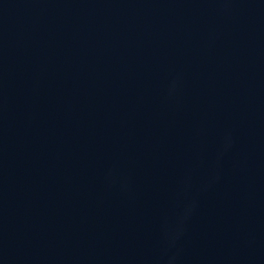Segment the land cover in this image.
I'll return each mask as SVG.
<instances>
[{
	"label": "water",
	"instance_id": "1",
	"mask_svg": "<svg viewBox=\"0 0 264 264\" xmlns=\"http://www.w3.org/2000/svg\"><path fill=\"white\" fill-rule=\"evenodd\" d=\"M0 264H264V0H0Z\"/></svg>",
	"mask_w": 264,
	"mask_h": 264
}]
</instances>
